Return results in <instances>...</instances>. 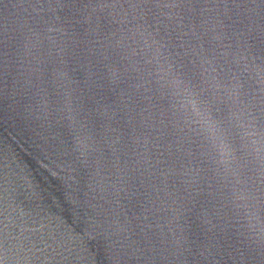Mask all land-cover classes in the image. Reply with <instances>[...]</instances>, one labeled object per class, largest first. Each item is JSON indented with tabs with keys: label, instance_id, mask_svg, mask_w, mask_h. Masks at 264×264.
Here are the masks:
<instances>
[{
	"label": "water",
	"instance_id": "1",
	"mask_svg": "<svg viewBox=\"0 0 264 264\" xmlns=\"http://www.w3.org/2000/svg\"><path fill=\"white\" fill-rule=\"evenodd\" d=\"M130 27L194 87L199 56L264 61V0H0V239L30 264H248L196 135L113 47Z\"/></svg>",
	"mask_w": 264,
	"mask_h": 264
},
{
	"label": "clouds",
	"instance_id": "2",
	"mask_svg": "<svg viewBox=\"0 0 264 264\" xmlns=\"http://www.w3.org/2000/svg\"><path fill=\"white\" fill-rule=\"evenodd\" d=\"M156 6L171 8L174 0H156ZM155 45L150 34L130 27L121 30L113 47L141 77L137 88L154 84L168 97L173 129L181 138L196 135V152L226 190L225 207L240 234L249 246L264 251V61L243 50L199 56L194 61L199 87H194ZM106 71L117 83L120 69L109 64ZM203 171L188 165L179 175L192 184ZM0 264H30V257L0 239Z\"/></svg>",
	"mask_w": 264,
	"mask_h": 264
}]
</instances>
